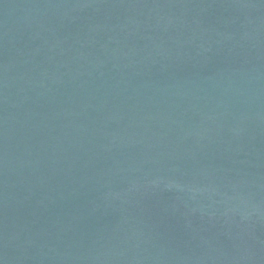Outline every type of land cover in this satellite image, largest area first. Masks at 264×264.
<instances>
[{
  "label": "water",
  "instance_id": "water-1",
  "mask_svg": "<svg viewBox=\"0 0 264 264\" xmlns=\"http://www.w3.org/2000/svg\"><path fill=\"white\" fill-rule=\"evenodd\" d=\"M0 264H264V0H0Z\"/></svg>",
  "mask_w": 264,
  "mask_h": 264
}]
</instances>
